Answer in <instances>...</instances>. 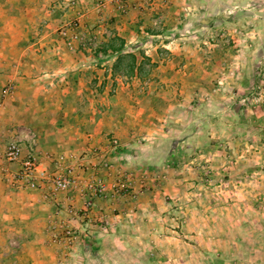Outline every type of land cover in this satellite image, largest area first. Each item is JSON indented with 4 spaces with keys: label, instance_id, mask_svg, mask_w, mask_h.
<instances>
[{
    "label": "rangeland",
    "instance_id": "1",
    "mask_svg": "<svg viewBox=\"0 0 264 264\" xmlns=\"http://www.w3.org/2000/svg\"><path fill=\"white\" fill-rule=\"evenodd\" d=\"M93 1L62 0L59 10L63 15L72 6L81 8ZM107 3L120 11L127 7V0H98L95 11L102 12ZM15 7L25 6L15 3ZM181 11L184 22L158 38L155 60L144 51L138 66L136 57L127 54L118 57L115 68L105 39L112 40L109 47L120 50L124 41L113 35L104 18L88 31L81 26L82 18L73 16L56 26V42L63 41L66 50L91 54V62L103 59L101 66L110 74L109 83L102 82L95 91V95L106 91L111 106L104 117L111 126L107 147L83 146L80 157L100 159L96 170H91L93 177H80L76 168L87 171L88 167L72 163L78 152L70 143L73 136L62 130H47L40 136L30 129L34 125L23 109L21 116L8 115L6 123L0 115V187L43 188L44 194L54 196L81 189L83 207L67 211L70 206L56 204V211L47 214L50 225L57 216L89 219L93 208L84 214L85 202L95 204L100 198L109 201L108 214L116 222L110 216L109 220L121 222V234H149L144 242L113 240L108 250L90 253L74 239L73 229L61 231L51 225L43 242L31 247L32 253L36 247L47 255L50 264H264V0H187ZM40 24L45 22L36 20L33 26L39 31ZM166 44L174 50L162 46ZM16 77L0 84L5 111L13 103L9 99L19 92ZM43 91L52 95L55 88ZM79 118L62 117L58 109L48 115L56 127L82 121ZM56 138L69 147H43ZM12 141L19 142L24 156L35 158L38 173L65 174L66 167L72 168L77 183L55 191L51 182L37 188L17 182L13 174L21 165L5 158ZM99 169L112 174V180L100 178ZM99 181L105 194H95L87 186ZM141 205L154 210L148 209L143 218L125 214ZM123 208L126 211L118 213ZM136 219L159 225L135 230ZM105 222H97L94 234L92 229L88 235L104 230L100 225ZM167 227L177 238L172 243L163 238L170 234ZM62 233L63 239L55 237ZM26 248L22 238L1 244L0 264H32L31 255L23 254Z\"/></svg>",
    "mask_w": 264,
    "mask_h": 264
},
{
    "label": "crops",
    "instance_id": "2",
    "mask_svg": "<svg viewBox=\"0 0 264 264\" xmlns=\"http://www.w3.org/2000/svg\"><path fill=\"white\" fill-rule=\"evenodd\" d=\"M60 1L62 0H0V71H13L11 75L0 73V84H3L7 77L12 79L20 73L18 79L16 77L20 84L19 92L9 99V102L13 101L11 105L7 104L10 106L9 111L8 109L5 111L4 106L6 105L1 101L0 95V115L6 118L8 115L18 117L22 112L19 109H23L24 116L30 117L29 122L34 125L30 129L36 130L40 136L47 130L55 131V133L62 130L65 134L73 136L74 139L70 140V143L72 148L77 149L78 152L73 155V159L71 158L72 163L88 167L87 171H82L79 167L76 168L80 177H93L91 170H96L100 159L90 155L83 159L80 157L83 146H88V149L91 146L107 147L106 136L110 133L108 129L111 126L107 125L109 123L105 121L104 117H106V113L110 114L111 106L107 103L108 94L106 91H98L96 95L95 91L102 82L109 83L110 74H106L101 66L103 59L100 62L95 63L96 60L91 62V54L66 50L63 41L57 40L56 42L54 39L56 35L54 32L58 29L56 26L64 25L67 21L66 16L70 19L77 17L82 18L81 26L88 31L92 26L97 25L101 18H104L113 31V35L124 41V48L120 50L109 47L112 40L105 39L104 46L107 47L108 53L112 52V63L115 68L119 63L118 57H124L127 54H133L136 57L135 66H138L142 62L139 56L144 54V51L150 52L153 57L152 61H154V56L160 48L161 40L159 41L158 38L164 31L176 28L184 22L181 9L187 0H127L125 11H120L114 4L107 3L102 12L95 11L98 0H94L87 6L81 5V8L76 5L72 6L63 15L59 10L61 8ZM15 3L23 4L25 7L18 9L15 7ZM18 13L20 16L17 15ZM71 16L73 17L71 18ZM36 20L45 22V24H40L39 31L37 26H33ZM157 21H159L160 27L155 26ZM61 22L63 24H59ZM34 27L37 31H33ZM33 33L37 36H34ZM162 46L174 50L168 44ZM176 50L180 51L176 48L175 52ZM52 86L55 88L54 94L49 95L43 91H51L54 89ZM83 105H86L85 108ZM56 109L62 117L69 116L77 120L82 117V121L56 127L57 123L48 119L49 113ZM149 109L152 110L151 107ZM8 121V118L7 120L2 119L3 123ZM17 121L21 123L20 119ZM111 123H113L112 119ZM70 132L73 134H69ZM126 134L129 132L123 136ZM58 140L56 138L54 142H44L43 147H52V149L53 147H69L66 144L58 143ZM99 172H102L100 178L107 182L112 180L113 175L108 171L99 169ZM43 190L40 188V190L19 191L10 186L0 187V245L13 243L17 238H22L28 247L23 254L25 257L28 254L31 255L32 264L51 263V260L41 250H37L35 247V252L32 253L31 249L32 245H39L43 242L44 233L51 225L60 228L61 231L64 227L73 229L75 231L74 239L77 238L78 243L83 244L90 253H100L101 249L108 250V246L113 240L125 244L126 240L144 242L149 237V234L145 235L147 237L143 234L136 236L121 234V222L113 223L116 218L113 217L114 215L108 214L109 201L100 198H95L89 219L74 217L71 220H61L60 216H57L56 221H52L50 225L47 214L56 211V204L62 207L70 206L66 208L67 211L70 208L80 210L83 207V197L81 189H72L55 196L44 194ZM148 209L154 210L152 207ZM148 209L141 205L135 209H129L125 214L143 218ZM121 210L126 211L123 208L118 213H121ZM109 216L113 222L110 221L111 219L109 220ZM99 221H106L104 230L98 231L97 235H88L91 234L92 229L94 234V228L97 227ZM157 225L159 224L136 219L134 228L135 230H144ZM166 225L172 226L170 223ZM167 229L169 233L173 232L172 229L168 227ZM114 230L118 232L115 231L117 232L115 233ZM55 237L63 239L64 235L62 233ZM163 238L170 243L177 239L172 233L165 234ZM78 252L80 255L82 248H78ZM156 252L158 253V251ZM5 258L3 257V259Z\"/></svg>",
    "mask_w": 264,
    "mask_h": 264
},
{
    "label": "built area",
    "instance_id": "3",
    "mask_svg": "<svg viewBox=\"0 0 264 264\" xmlns=\"http://www.w3.org/2000/svg\"><path fill=\"white\" fill-rule=\"evenodd\" d=\"M5 158L8 162L19 163L21 165V170L13 174V177L17 182L29 188H37L41 186L42 183L51 182L53 190L62 191L77 183L76 177L73 175L71 176V172H73L72 168L66 167L65 174L50 175L45 171L38 173L39 170L35 158L32 155L24 156L18 141H12L9 144L5 153ZM102 165L108 166L109 163L104 162ZM87 186H89V189H92L95 194H105V185L101 181L96 184L88 183ZM93 204L91 200L85 202L84 208L82 209L84 214H88L91 211ZM100 227L104 228V223H102Z\"/></svg>",
    "mask_w": 264,
    "mask_h": 264
}]
</instances>
